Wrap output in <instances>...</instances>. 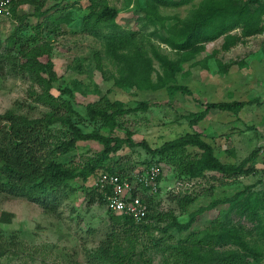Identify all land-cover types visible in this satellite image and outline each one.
I'll use <instances>...</instances> for the list:
<instances>
[{
  "label": "rangeland",
  "instance_id": "1",
  "mask_svg": "<svg viewBox=\"0 0 264 264\" xmlns=\"http://www.w3.org/2000/svg\"><path fill=\"white\" fill-rule=\"evenodd\" d=\"M145 1L12 0L13 20L0 26V114L42 117L54 111L44 102L54 97L55 109L62 111V102L68 100L87 118V104L120 100L125 107L139 109L114 115V126L89 121L83 129L123 138L129 132L134 142L145 141L150 148L199 132L223 163L250 156V170L229 177L207 172L190 179L180 167L199 156L196 147L156 161L157 156L152 158L139 145H122L105 159L106 166L130 170L150 160L162 168L160 191L151 196V217L144 225L114 219L103 204L90 203V177L69 181L66 192L46 207L0 191V264H264V141L258 131L264 125V29L228 50L221 49L218 38L196 53L184 54L160 37L164 27L186 16L198 0L158 5L161 21L145 15ZM105 5L116 12V27L102 24L85 30L83 19L90 8ZM10 32L12 46L6 40ZM151 46L168 59L181 60L175 83L186 85L190 95L168 93L164 87L138 89L124 82L123 76L137 69L130 58L135 50H145L150 57L151 80L162 72ZM28 58L34 67H24ZM46 61L55 75L50 84L48 73L37 66ZM231 100L252 102L236 112L211 109L204 119L190 124L189 114L202 109L199 102ZM51 129L53 141L68 134L59 123ZM101 149L95 141H79L58 159L81 171ZM247 194L250 206L243 211ZM182 197L191 199L184 207L178 203ZM201 208L190 227L178 230L177 224L187 223ZM104 247L110 260L99 255Z\"/></svg>",
  "mask_w": 264,
  "mask_h": 264
},
{
  "label": "trees",
  "instance_id": "2",
  "mask_svg": "<svg viewBox=\"0 0 264 264\" xmlns=\"http://www.w3.org/2000/svg\"><path fill=\"white\" fill-rule=\"evenodd\" d=\"M192 1L146 0L143 10L146 16L155 17L161 21L157 11L158 5L179 6ZM11 10L12 15H14L12 5ZM115 15L116 12L106 5L100 10L91 7L83 19V27L85 30L91 31L96 30L102 24L114 28L116 27L113 21ZM263 29L264 1L262 0H198L189 9L186 16L176 18L172 25L164 27L165 35L160 37V41L176 52L191 55V53L198 52L205 42L218 38H222L221 49L228 50ZM129 34L132 35L131 32ZM6 40L12 46L15 42L14 32H10ZM150 51L158 61L162 72L157 73L154 81L151 80L150 57L146 55L145 50H135L130 54V58L136 63L137 69L128 71L127 75L123 76L124 82L128 85H134L138 89L156 90L164 87L168 93L179 91L182 94L190 95L191 91L186 85L175 83V74L181 70V60L168 59L152 46ZM48 61L38 63L37 66L42 68L43 72L48 73L47 84H50L55 75L52 70V63ZM24 67L32 68L34 63L32 64L28 58ZM220 68L226 70L227 65H221ZM44 102L54 108V111L52 110L42 117L29 119L10 111L0 114V191L24 198L42 207L57 201L58 197L66 192L65 189L70 187L69 181L75 178L80 177L85 182L91 174L101 170L109 172L126 170L124 167L114 168L105 165V159L108 158L109 154L119 150L122 145L131 147L139 145L149 152L152 158L157 156L156 161L161 160L165 154L181 151L187 146L196 147L200 150L199 156L186 160L181 163L180 167V172L190 179L204 177L207 172H215L229 177L238 176L250 170L248 165L250 156L242 159L239 163H223L214 155L213 147L202 138L199 132H187L162 143L159 147L150 148L145 141L134 142L129 132L123 138L117 135L101 134L97 129L89 131L83 129L89 121L94 124L97 123L99 126H114L116 124L114 115H126L135 112L139 106L125 107L120 100L111 102L108 99H100L86 105L87 118H83L73 110L68 100L62 102V111L55 109L54 97ZM251 102V100L199 102L202 109L191 112L189 122L192 125L197 124L205 118L211 109L236 112ZM2 122L4 123L1 124ZM55 123L64 126L68 131L64 139L52 140L51 126ZM85 140H92L102 145L96 160H92L81 171L67 167L59 161V156L74 148L77 142ZM149 161H142V163H149ZM89 191L90 203L104 205L105 198L101 192L94 188H90ZM249 198L251 197L248 194L243 198V211L250 206ZM147 201L151 205L152 197H147ZM190 201L189 197L178 199V203L183 207ZM214 204L212 202L207 207ZM203 210L201 208L197 213L191 214L187 223L177 224L178 230L190 227L197 215ZM111 216L117 220L122 219L128 224H136L131 217L125 215L111 213ZM150 217L151 213H148L144 220ZM138 224L144 225V221ZM243 247L245 250L249 249L246 245ZM99 255L102 258H108V260L112 256L106 247L101 249Z\"/></svg>",
  "mask_w": 264,
  "mask_h": 264
},
{
  "label": "built area",
  "instance_id": "3",
  "mask_svg": "<svg viewBox=\"0 0 264 264\" xmlns=\"http://www.w3.org/2000/svg\"><path fill=\"white\" fill-rule=\"evenodd\" d=\"M12 0H0V26L10 25L13 20ZM162 168L157 162L141 164L134 169L98 171L91 174V187L101 192L105 198L107 211L131 217L134 222H142L149 213L148 196L160 191Z\"/></svg>",
  "mask_w": 264,
  "mask_h": 264
},
{
  "label": "water",
  "instance_id": "4",
  "mask_svg": "<svg viewBox=\"0 0 264 264\" xmlns=\"http://www.w3.org/2000/svg\"><path fill=\"white\" fill-rule=\"evenodd\" d=\"M258 131L261 133V135L263 137V141H264V125L261 127H258Z\"/></svg>",
  "mask_w": 264,
  "mask_h": 264
}]
</instances>
